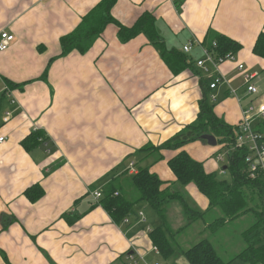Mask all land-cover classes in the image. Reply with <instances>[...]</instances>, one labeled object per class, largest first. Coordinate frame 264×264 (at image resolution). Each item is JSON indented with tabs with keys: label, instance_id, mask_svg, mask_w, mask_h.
Wrapping results in <instances>:
<instances>
[{
	"label": "crops",
	"instance_id": "0c3cea01",
	"mask_svg": "<svg viewBox=\"0 0 264 264\" xmlns=\"http://www.w3.org/2000/svg\"><path fill=\"white\" fill-rule=\"evenodd\" d=\"M99 1L0 0V31L14 36L0 52V86L4 77L21 85L0 101V264H127L130 251L156 259L147 233L152 228L138 213L159 225L156 214L139 203L127 223H115L92 192L103 194L110 179L130 174L129 162L136 170L149 166L167 183L175 180L167 159L179 149L161 150L163 157L155 163L133 154L195 120L200 79L206 76L194 62L208 30L241 44L233 61L218 65L240 99L228 95L223 84L207 94L216 96L214 112L228 124L238 122L240 105L250 100L237 64L256 73L264 70V58L253 52L264 32V0H117L112 15L120 23L130 25L148 11L167 48L182 52L184 44L193 43L185 54L192 66L178 74L145 34L121 42L113 24L84 54L72 50L50 62L60 52L59 38ZM5 110L12 115L2 123ZM33 129L42 130L48 142L27 151L20 141ZM219 147L195 140L181 149L201 161L205 171L221 173L224 165L212 159ZM34 185L43 193L32 200L25 190ZM180 190L206 209L208 200L195 186ZM171 204L165 216L174 230L183 215L179 204ZM169 216L178 219L177 226ZM166 261L189 264L182 256Z\"/></svg>",
	"mask_w": 264,
	"mask_h": 264
},
{
	"label": "trees",
	"instance_id": "16d2710c",
	"mask_svg": "<svg viewBox=\"0 0 264 264\" xmlns=\"http://www.w3.org/2000/svg\"><path fill=\"white\" fill-rule=\"evenodd\" d=\"M116 1L100 0L85 13L72 31L59 38L60 52L51 58L50 62L57 57L65 56L72 50L84 54L105 27L113 24L117 28V36L121 42H126L140 33L145 34L157 47L161 59L173 74H178L192 66L184 53L165 46L156 30L155 16L151 12H142L130 25L117 21L112 15V8ZM203 45L213 51L216 56L232 54L241 48L240 43L212 30H208ZM253 52L264 58V32L258 34ZM46 74L47 68L41 78H45ZM210 81L211 78L207 77L200 79L202 96L198 100L199 110L192 123L185 125L165 141L157 145L146 144L133 154L151 157L150 162L155 163L163 157L161 150L179 149L167 159V165L175 176V180L167 183L156 173L151 172L149 166L138 167L134 174L123 173L121 176L110 179L104 187L99 203L115 223L123 222L124 218L137 214L135 210L137 204H146L160 220L159 225L149 230L148 236L151 242L159 248L161 258L165 260L172 256H182L189 264H231L234 260H239L241 264H264V187L258 180L247 178L244 170V150L235 148L230 152L224 169V172L228 171L229 177L221 179L217 172L205 171L201 161L181 149L185 144L199 139V136L204 133L213 134L217 145L234 141L235 126L217 116L214 112V101L207 96L211 90ZM3 82L9 89L21 86L5 77ZM4 98L5 95L1 92L0 101ZM261 130L264 132V127ZM47 139L42 130L33 129L20 141V144L29 151L41 143L48 142ZM124 175H128V180L125 179L123 182L122 176ZM175 184L181 185L182 188L188 184L195 185L198 192L207 198V208L199 212L189 206L185 193L175 188ZM246 190L248 196H245L243 192ZM42 193L38 185L25 190V194L32 200L37 199ZM253 199L258 201L255 208L248 206V201H253ZM175 201L182 205L183 214L187 219V224L176 231L171 229L165 216L166 208ZM213 209H219L223 215L211 221L207 226L212 232L218 230L230 219H236L247 212L252 215L251 223L241 232L245 245L233 258L221 257L213 243L203 237L186 247L178 245L175 241L176 236L180 235L186 226L197 219H203L206 212Z\"/></svg>",
	"mask_w": 264,
	"mask_h": 264
},
{
	"label": "built area",
	"instance_id": "2783aa9c",
	"mask_svg": "<svg viewBox=\"0 0 264 264\" xmlns=\"http://www.w3.org/2000/svg\"><path fill=\"white\" fill-rule=\"evenodd\" d=\"M14 40L13 34L0 31V52L7 50ZM192 42H188L183 45L182 52L187 54L192 49ZM202 55L195 60L194 65L203 73L207 78H211L209 82V88L211 90L216 89L219 85L226 86V92L228 95L234 96L240 99L237 90L232 87L231 82L224 77L219 70V64L225 61H233V54H226L225 56H216L213 51L208 50L206 47H201ZM236 69L241 77V86L243 92L250 100L240 105V119L233 125L235 126V138L232 143H222L219 147V153L216 159L224 162L230 152L235 148L244 150V170L247 174V178L251 180H258L264 187V132L261 130V126L264 123V93L259 94L256 87L255 79L258 74L247 69L243 64L238 63ZM3 92L5 97L11 92L9 88L3 84L0 86V93ZM211 101H215L216 96L214 94L209 95ZM12 113L8 110L2 112V123L8 122ZM3 137L0 136V141ZM133 162H129L128 170L130 174L137 172L133 167ZM224 173V169L221 170ZM92 196L95 200H99L102 197V192L94 190ZM264 199V196H263ZM139 220L145 222L141 213H138ZM128 218L123 219V223H127ZM150 229L147 231L149 232ZM156 259L149 261L144 254H136L130 251L125 254V260L127 264H169L165 259L161 258L159 248L152 244L150 248Z\"/></svg>",
	"mask_w": 264,
	"mask_h": 264
},
{
	"label": "rangeland",
	"instance_id": "374dc122",
	"mask_svg": "<svg viewBox=\"0 0 264 264\" xmlns=\"http://www.w3.org/2000/svg\"><path fill=\"white\" fill-rule=\"evenodd\" d=\"M257 78L255 79V83L258 87V89L263 92L264 91V70L260 69L257 71ZM258 90V92H259ZM200 140V142H204V140L201 139H196ZM195 141V140H194ZM217 147V146H216ZM218 150H220L218 148ZM216 150L214 153V156L212 159L215 158V156L219 153V151ZM223 151H221L219 154H222ZM220 166L226 165L227 164V159L224 162L218 161ZM217 175L221 179H228V171L226 170L224 173H220L219 171L217 172ZM122 181L126 179L128 180V175L122 176ZM177 185V189L180 190L181 185ZM193 185V184H192ZM195 186V185H193ZM196 188V186H195ZM197 190V188H196ZM245 190V189H244ZM181 191V190H180ZM182 192V191H181ZM245 196L247 194V190L243 191ZM186 197V202L189 204V206H192L199 212H203L205 209L201 208L197 204V201H194V199L188 194H185ZM248 206L251 208H255L257 206V200L253 199V201H248ZM172 204H179L180 210L183 215V222L179 225V227L175 228L174 231L177 229L185 226L187 224V219L186 216L183 214V209L182 205L178 202H173ZM171 204V205H172ZM208 206V205H207ZM172 207V206H171ZM207 208V207H206ZM167 212V208H166ZM165 212V214H166ZM170 214V212H169ZM168 214V215H169ZM222 212L219 209H213L210 212H206V214L203 216V219H197L196 221H193L190 225L186 226L180 233V235L176 236L175 241L178 245H181L183 247H186L190 243H193L194 241L199 240L200 238H206L207 240L211 241L213 245L215 246L218 254L223 257L224 259H229L233 258L238 252L241 251V249L244 247L245 243L243 242L241 238V232L249 226V224L252 221V215H250L249 212L243 214L242 216L229 220L226 222L222 227H219L218 230L212 232L209 227H207L211 221H214V219L218 218L219 216H222ZM171 216V214H170ZM168 218L169 222L173 227L177 226L178 219L176 218ZM146 218V217H145ZM158 218V216H157ZM146 224L143 223V225H149L151 228L157 226V222L154 217L147 216L145 220ZM147 233H149L147 231ZM231 264H241L239 260H234Z\"/></svg>",
	"mask_w": 264,
	"mask_h": 264
},
{
	"label": "water",
	"instance_id": "95a60500",
	"mask_svg": "<svg viewBox=\"0 0 264 264\" xmlns=\"http://www.w3.org/2000/svg\"><path fill=\"white\" fill-rule=\"evenodd\" d=\"M199 139L204 140L208 145L215 146L217 145L216 137L211 133H204L199 136ZM226 166H223V169H225Z\"/></svg>",
	"mask_w": 264,
	"mask_h": 264
}]
</instances>
